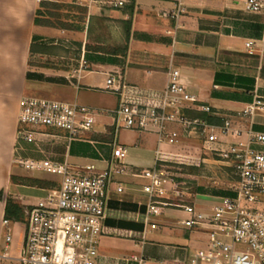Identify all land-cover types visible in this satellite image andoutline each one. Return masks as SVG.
Listing matches in <instances>:
<instances>
[{
	"label": "crops",
	"instance_id": "crops-1",
	"mask_svg": "<svg viewBox=\"0 0 264 264\" xmlns=\"http://www.w3.org/2000/svg\"><path fill=\"white\" fill-rule=\"evenodd\" d=\"M40 1L0 0V264H20L25 235L24 223L11 222L12 240L6 243V198L16 202L19 197L24 202L27 198L22 191L45 194L44 189L12 182V177L48 180L14 174L16 157L43 159L31 145L21 143L24 152L16 149L18 114L25 97L52 96L53 101L79 104L97 113L93 131L70 145L63 133L39 130L37 139L53 162L93 164L104 170L114 144H119L127 147L124 164L129 168H184L192 188L183 196L187 205L208 210L222 198L234 197L232 168L204 150L202 139L182 138V147H160L156 134L126 130L122 122L116 132L114 113L121 103L159 109L170 68L180 72L199 105L213 111L208 115L186 109L183 114L189 118L220 128L257 100L264 101V12L247 13L245 0H126L121 8L97 3L86 8L88 35L87 28L80 33L35 26ZM125 23L131 24L127 52L110 54V49L126 43ZM101 32L113 37L101 38ZM248 42L254 44L252 54L246 48ZM32 46L51 49L47 54L32 55ZM61 50L77 53L72 71L30 66L32 59H65L56 52ZM110 76L124 84L123 96L106 90ZM234 126L248 125L234 122ZM251 129L264 134V111L255 114ZM171 130L181 134L175 127ZM218 136L213 148L247 141L245 136ZM130 152L134 153L130 156ZM118 185L123 187L122 193L116 191ZM144 185L145 181L124 177L110 187L99 245L103 263L193 264L195 256L207 248L205 231L181 227L188 218L181 206L150 216ZM154 237L159 240H152Z\"/></svg>",
	"mask_w": 264,
	"mask_h": 264
},
{
	"label": "built area",
	"instance_id": "built-area-1",
	"mask_svg": "<svg viewBox=\"0 0 264 264\" xmlns=\"http://www.w3.org/2000/svg\"><path fill=\"white\" fill-rule=\"evenodd\" d=\"M126 0H71L70 3L90 8L97 3L121 8ZM245 11L264 12V0H245ZM254 44L246 48L252 54ZM124 84L110 76L106 90L123 96ZM186 109L213 115L208 106L199 105L188 92L176 69L168 70V85L159 109L130 107L121 103L114 113L116 132L120 122L129 131L154 133L159 146L182 147V138L198 137L204 150L230 165L236 182L234 197L222 198L211 209L187 205L183 199L191 188L188 172L129 168L124 164L127 147L114 144L107 169L95 165L73 166L67 161L53 162L37 139L41 129L65 134L70 145L82 141L94 129L97 113L79 104L50 99L25 97L18 114L17 151L33 146L41 160L16 157L21 169L59 178V186L44 190V195L25 206V235L18 261L20 264H104L99 255L100 239L106 219L110 187L120 178L133 177L145 181L148 213L157 216L164 208L181 206L188 218L181 223L186 231H205L207 248L195 256L193 264H264V134L252 131V119L264 111V101L257 100L235 117L216 127L202 119L183 114ZM234 122L248 125L243 128ZM172 127L179 129L177 134ZM179 132V133H180ZM218 134L224 137L245 136V144L231 143L218 148ZM257 147V148H254ZM116 191L122 193L118 185ZM12 223L3 221L6 243L12 240Z\"/></svg>",
	"mask_w": 264,
	"mask_h": 264
},
{
	"label": "trees",
	"instance_id": "trees-1",
	"mask_svg": "<svg viewBox=\"0 0 264 264\" xmlns=\"http://www.w3.org/2000/svg\"><path fill=\"white\" fill-rule=\"evenodd\" d=\"M55 12H59V15H55ZM57 16V17H56ZM55 19L58 25L52 23ZM35 26L56 28L60 30L73 31L84 33L87 28L88 35H90V24L87 26V9L85 7L75 5L73 3H53L48 0H41L36 12H35ZM130 23H125V40L126 43L122 47L110 49V54H125L128 49V42L130 39ZM51 48L48 47H31V54L40 53L47 54ZM30 66H32L30 62ZM48 68V67H47ZM52 68V67H49ZM179 172H185L184 168H173ZM12 182L20 183L25 186H30L38 189H50L57 187L58 184L54 181L42 180V179H17L12 177ZM26 182L28 184H24ZM0 199H3L2 193H0ZM25 207L15 202L11 197L6 198V210L5 219L14 223L25 224Z\"/></svg>",
	"mask_w": 264,
	"mask_h": 264
},
{
	"label": "rangeland",
	"instance_id": "rangeland-1",
	"mask_svg": "<svg viewBox=\"0 0 264 264\" xmlns=\"http://www.w3.org/2000/svg\"><path fill=\"white\" fill-rule=\"evenodd\" d=\"M50 2H53V3H61V4H65V3H70L71 0H48ZM75 5H78V4H75ZM80 6V5H79ZM60 13L59 12H55V15H59ZM57 17V16H56ZM52 23L55 25H58V22L57 20L53 19L52 20ZM53 29H56V28H53ZM60 30V29H59ZM101 31V30H100ZM113 31V30H112ZM110 36H112V33L109 32V36L105 33L103 34V32H101V34L99 35V37L101 38H110ZM97 36L94 35L93 39H98L96 38ZM113 37V36H112ZM67 38L72 41L73 44L74 43V39H72L70 37V34L67 35ZM94 44L97 42L95 40H93ZM101 44V43H100ZM103 44V43H102ZM58 55H61L63 56L65 59L63 60H56V61H53L52 59H50L49 57L48 58H39V60L37 59H32L31 61V64H32V67H38L39 70H43L45 71L47 69V67H52V68H56V69H62L63 71L65 70L66 72H70L72 71L74 68H76V57H77V53L76 52H71V51H67V50H61V51H56ZM69 53H71V55H69ZM74 58V59H73ZM73 60V61H72ZM42 98L44 99H50V100H54V98L52 96H47V95H44ZM123 135V133L121 134V136ZM134 153V152H130V156L131 154ZM136 154H138L137 152L135 153L134 156H136ZM139 162V161H137ZM14 174H16L17 176L19 175H34L33 177L35 176H42V177H46L48 179V181H54L55 183L58 184L59 186V178L56 177V176H50V175H47V174H38V173H31V172H27L21 168H19L18 166L15 168L14 170ZM18 179H35V178H24V177H19ZM24 184H28L26 182H23ZM18 184H20L18 182ZM57 186V187H58ZM57 187H54V188H57ZM38 189V188H37ZM50 189H53V188H50ZM44 190H47V189H44ZM25 198H27V200H24V202L18 200V198L16 199V202L17 203H20L21 205H23L24 207L31 201H34L36 200L37 198H39L40 196H42V194L38 191H22ZM26 201V202H25ZM24 203V204H23ZM152 240H159L158 237H154L152 238ZM196 250V249H195ZM199 250V249H198Z\"/></svg>",
	"mask_w": 264,
	"mask_h": 264
}]
</instances>
